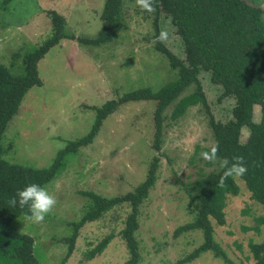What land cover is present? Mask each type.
Wrapping results in <instances>:
<instances>
[{
  "label": "rangeland",
  "instance_id": "obj_1",
  "mask_svg": "<svg viewBox=\"0 0 264 264\" xmlns=\"http://www.w3.org/2000/svg\"><path fill=\"white\" fill-rule=\"evenodd\" d=\"M105 1L0 0V63L15 75L25 73V54L53 36L51 10L66 17L65 31L76 37L62 38L39 62L43 84L29 89L1 138L6 160L47 168L69 142L90 131L96 117L92 106L143 87L157 91L177 78V70L156 49V7L149 13L141 11L136 0H124V26L112 41L90 45L78 39L97 35ZM246 1L264 10V0ZM159 25L169 33L164 43L185 57L183 41L164 12L159 14ZM200 81L204 100L187 105L177 117L173 115L175 103L165 111L160 152L152 145L155 100L121 105L103 120L92 143L65 155L60 172L44 185L57 199L55 210L44 222L35 224L22 215L4 231L33 237L40 264H125L130 255L120 231L131 205H116L99 219L78 227L77 234L74 223L92 204L88 192L113 197L134 191L159 155L158 179L140 206L135 233L140 264H254L249 243L264 240V225L258 222L264 206L242 177H234L238 191L227 193L219 205L224 220L211 217L214 238L229 261L206 250L190 262H179L203 241L201 229L176 234L178 227L194 218L188 193L199 196L193 191L195 181L222 167L219 157L209 163L201 155L211 154L216 145L212 120L230 119L234 105V100L222 96L210 74L203 72ZM194 90L192 84L181 96ZM260 109L255 106V120L260 118ZM248 134L244 130L242 140ZM109 234L113 237L107 247L90 257Z\"/></svg>",
  "mask_w": 264,
  "mask_h": 264
},
{
  "label": "trees",
  "instance_id": "obj_2",
  "mask_svg": "<svg viewBox=\"0 0 264 264\" xmlns=\"http://www.w3.org/2000/svg\"><path fill=\"white\" fill-rule=\"evenodd\" d=\"M123 5L124 0H106L101 13L103 24L97 35L80 36L78 39L90 45L112 41L124 26ZM154 6L155 37L161 31L159 14L164 12L171 19L184 44L185 57L179 56L164 42L156 44V49L177 70V78L157 91L143 87L126 92L117 99L107 100L101 106H92L96 117L90 131L69 142L47 168H34L6 160L3 157L1 138L10 120L18 113L29 89L43 84L39 62L62 38H76L65 31L66 17L56 10L49 12L54 34L36 50L25 54L24 74L15 75L0 63V264H40L34 254L33 237L26 233L9 234L4 231L20 216L30 215L27 207L22 210L8 203L18 190L29 184L44 187L55 179L64 165L65 155L92 143L103 120L121 105L132 101L155 100L152 145L160 152L165 111L175 103L173 115L177 117L187 105L204 100L200 81L203 72L210 74L211 81L221 87L223 97L234 100L230 119L212 120L215 148H218L217 157L222 162L225 159L231 162L234 156L244 157L248 171L242 178L253 197L264 206V10L246 0H155ZM192 84H195V90L181 96ZM256 105L261 108L259 120L254 118ZM244 130L249 131L246 140H242ZM160 160L159 155L154 156L146 178L134 191L113 197L88 192L93 201L82 219L74 223L75 234L78 233V227L99 219L116 205L129 204L131 211L126 218L125 227L120 231L130 255L125 264H140V245L135 235L139 228L140 206L156 185ZM225 170L222 166L217 171L199 177L193 185V191L199 196L193 192L192 195L188 193L194 218L178 227L176 234L201 229L203 241L180 259V263L190 262L206 250H212L216 256L229 261L226 252L214 238L211 221V217L224 220L219 205L227 193L238 191L234 177H229L224 187L217 186ZM195 195L199 198L198 201H195ZM258 222L259 225H264V214L258 218ZM75 234L71 238L69 253L73 249ZM112 237V234L107 235L89 256L100 254ZM249 248L255 258L254 264H264V240L249 243Z\"/></svg>",
  "mask_w": 264,
  "mask_h": 264
},
{
  "label": "clouds",
  "instance_id": "obj_3",
  "mask_svg": "<svg viewBox=\"0 0 264 264\" xmlns=\"http://www.w3.org/2000/svg\"><path fill=\"white\" fill-rule=\"evenodd\" d=\"M136 5L141 11L149 13L155 11V0H136ZM169 39V33L166 29H162L156 37L157 42L163 43ZM218 148H214L211 154L204 152L202 157L209 163H214L217 159ZM222 166L226 168L223 175L218 181V187H224L226 180L229 177H243L248 169L243 156H234L230 162L228 159L223 160ZM12 207L25 209L27 207L30 215H26V219L35 223L41 224L46 216L52 213L57 206V199L50 194L47 189L38 184H29L8 201Z\"/></svg>",
  "mask_w": 264,
  "mask_h": 264
}]
</instances>
